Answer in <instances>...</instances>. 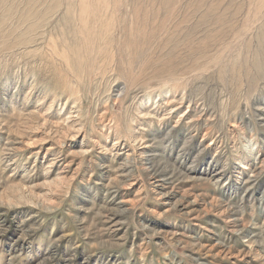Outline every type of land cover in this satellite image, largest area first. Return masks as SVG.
Segmentation results:
<instances>
[{
	"label": "rangeland",
	"instance_id": "rangeland-1",
	"mask_svg": "<svg viewBox=\"0 0 264 264\" xmlns=\"http://www.w3.org/2000/svg\"><path fill=\"white\" fill-rule=\"evenodd\" d=\"M30 1L0 41V264H264V0Z\"/></svg>",
	"mask_w": 264,
	"mask_h": 264
},
{
	"label": "bare ground",
	"instance_id": "bare-ground-1",
	"mask_svg": "<svg viewBox=\"0 0 264 264\" xmlns=\"http://www.w3.org/2000/svg\"><path fill=\"white\" fill-rule=\"evenodd\" d=\"M34 3H36L35 2V0H31L30 2H29V5H32V4H34ZM33 8V7H32ZM25 9V8H24ZM51 9H52V7L50 6V8L48 9V11H51ZM13 9L12 8H10L9 6H8V3H7V0H0V38H1V40L0 41H3L4 43H6L12 36H14V37H16V36H22L23 38H24V36L26 35V32L28 33V32H30V31H32V30H34L35 28H36V25H34L33 23H32V20L34 19V18H41L42 17V15H43V13L40 15V13L39 12H37L36 10H34V9H28V10H24V12H23V10L22 11H20V14H19V19H18V17H17V19H18V21H17V23L15 24V25H13V26H7L8 25V21L10 20L11 21V18H12V14H13ZM38 15V16H37ZM9 21V22H10ZM38 21V20H37ZM28 23H30V25H27L26 27H25V32H22L20 29H22V26L23 25H25V24H28ZM38 23V22H37ZM38 25V24H37ZM82 29V31L84 32V34H85V32L86 33H91V32H93V26H92V23H91V21H90V26L88 27L87 25H83L82 27H81ZM6 29V30H5ZM3 30H5V31H3ZM30 35V34H29ZM88 35V34H87ZM86 35V36H87ZM90 35V34H89ZM31 37V36H30ZM13 38V37H12ZM33 38V37H32ZM30 39V38H29ZM13 40H15V39H13ZM25 40L27 41V39H26V37H25ZM25 40H22V39H20L19 41H17V43L15 44L16 45V47L18 48V47H20L21 48V50L22 49H24L23 47H25L29 42L27 41H25ZM31 40V39H30ZM84 43H86V44H88L89 42H88V38H86V40H85V42ZM33 44V43H32ZM35 44V43H34ZM1 45H3V44H1ZM29 45V44H28ZM31 45V44H30ZM12 46V45H11ZM15 47V46H14ZM17 48H15V49H17ZM19 49V48H18ZM1 51V50H0ZM75 52H77L76 51V49H75ZM65 55V54H64ZM68 57V62L70 63V61H71V59H70V57H69V55L67 56ZM63 58V57H62ZM19 59V58H18ZM60 59V58H59ZM65 59V58H64ZM62 60V59H61ZM44 62V61H43ZM74 63V62H73ZM73 63H71V64H73ZM76 63V62H75ZM75 65V64H74ZM71 69H72V67H71ZM74 70V69H73ZM76 73V72H75ZM119 139V138H118ZM114 158V157H113ZM166 168V167H165ZM164 168V169H165Z\"/></svg>",
	"mask_w": 264,
	"mask_h": 264
}]
</instances>
